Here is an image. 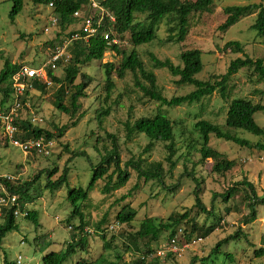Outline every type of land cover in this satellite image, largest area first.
<instances>
[{"label": "rangeland", "instance_id": "374dc122", "mask_svg": "<svg viewBox=\"0 0 264 264\" xmlns=\"http://www.w3.org/2000/svg\"><path fill=\"white\" fill-rule=\"evenodd\" d=\"M259 2H264V0H212L206 9L188 16L187 34L182 43H166L162 40L167 31V25L162 21L158 25L157 38L136 47L144 67L155 74L162 95L166 98L182 95L191 91L193 86L176 84L177 77L172 76L167 69L153 66L150 53L161 60L169 59L175 65H182L180 53L183 49L203 51L201 55L203 69L194 76L198 80L210 79L212 75L224 73L229 62L237 57L248 56L252 59H264V37L257 38L255 32L250 29L255 19L254 15L241 18L223 32L218 29V25L226 17L222 11L223 8ZM11 8L10 0H0V70L6 61L38 66L54 50L49 51L50 48L44 44L58 31L57 26L47 32L44 31V26L48 17L53 14V10L49 6L23 0V8L11 21L9 18ZM83 10L85 12L82 13H87L88 6L84 5ZM78 27L79 23L70 25L66 32ZM127 39L126 33L121 35L118 43L120 49L129 45ZM231 40L239 41L244 46L243 53L224 50V44ZM119 59L120 56L115 52L106 51L100 61L93 60L80 66V70L90 75L92 83L85 90L86 97L78 100L81 107L73 117L61 113L52 105L51 87L44 91L33 90L29 93L27 102L41 118V121L37 123L39 126L55 133L54 126H66L62 137L54 139L52 152L49 156L41 157L30 154L25 156L20 149L9 143L0 142V174L9 173L22 181L38 174L40 170L56 168L57 171L51 177V180H54L62 173L64 167L68 169V183L52 189L45 186V172L39 174L37 182L29 192L31 201H26V205L29 209L37 211V221L40 226L35 230L32 221L18 216V228L6 233L2 240L0 264H4V253L9 261L17 262V264H43V256L49 252H60L63 249L65 242L70 239L65 220L71 210L66 199L67 190L80 186L87 187L91 178L89 160L95 161L97 157L93 145L96 144L98 150L102 152L104 151L103 146L109 149L111 140L107 137V133L114 134L116 137L120 166L123 167L127 160L138 157L142 158L145 163L160 162L163 166L164 186L176 184L171 191L165 190L155 180L144 181L142 178H137L136 173L129 167L130 177L121 187L103 193L104 182L98 181L89 190L87 200L80 206L89 231L93 230L94 225L103 218L105 222L102 227L105 230L106 239L110 240L114 235L111 244L120 250L125 249L124 244L126 243V239L121 234L135 231L145 216L166 218L173 211L183 213L191 209L189 216L196 217L198 225L202 224L205 215L198 214L192 208L194 204L193 191L196 189L195 182L191 177L184 175L185 168L188 171L193 170L194 177L199 182L198 197L206 209L209 207L213 192L221 193L232 183L243 178L253 184L258 197L264 194V152L240 147L231 141L210 135L208 144L216 154L200 163L198 134L192 127L198 119H207L218 124L224 123L228 104L233 98H244L254 103L263 104L264 83L255 82L256 74H253L250 69H240L236 74L231 75L225 85L227 98L221 97L217 91H214L212 94L204 96L198 103L175 107L161 106L144 97L143 93L134 85L133 75L130 72H127L123 78H118L116 74H113L115 87L111 99H108L112 103L111 111L108 116L103 118L99 127L96 110L100 106L99 99L103 96L104 69L102 63L106 61L118 63ZM54 71L57 75H62L61 69L55 68ZM7 86H10L8 80L0 84V88ZM157 108L162 111V115H167L174 122L173 131L177 152L173 155L176 164L170 173L168 172V162L165 159L167 151L164 143L155 142L149 150L145 151L144 148L148 143L147 137L135 131L127 136L124 127L126 120L132 122L141 117L152 116L156 113ZM21 113L23 116L26 115L25 112ZM253 117L257 125L264 128V110L256 112ZM74 121L75 125L73 126L72 122ZM235 132L240 138L247 139L252 143L259 139L246 131L236 130ZM91 134L92 136H90ZM190 138H192L193 144L188 149L187 144ZM65 145L68 150L85 151L89 155V160L83 156L71 159L69 151L64 149ZM223 157L233 160L234 166L225 174L213 171L214 163ZM261 158L263 159L261 160ZM123 195L127 197L124 201H120L119 199ZM126 203L137 211L136 219L129 226L116 223L114 218L121 206ZM214 208L215 213L223 218L217 227L207 237L192 242L189 246L181 247L182 249L178 252L173 250L175 254L171 260L178 264H189L192 257L197 256L198 260L193 264H264V256L255 258L253 255V250L262 245L260 237L264 236V206L256 207L258 216L251 225L246 227L241 225L240 220L248 210L238 195L230 198L227 202H223L219 197L216 198ZM76 222L77 220H75ZM211 223H213L211 219H208L205 226L207 227ZM238 225L243 226L247 234L251 236L252 246L245 243V239L241 237L236 243H231L228 250L222 249L233 255V262L227 261L224 255L216 257L212 261L201 260L210 253L211 248L220 238L233 232ZM42 235L45 236L46 243L49 245L44 252H37L35 250L36 239L37 236ZM43 239L44 237L39 240ZM87 241V252L73 255L64 264H77L81 257L96 259L100 253L112 258L111 254L107 255L104 251L100 236H90ZM164 244L165 241L161 244L162 249L160 247L156 251L157 255L162 256L164 253ZM137 256L138 254L131 251H123L122 260L131 264ZM172 261H167V264H172Z\"/></svg>", "mask_w": 264, "mask_h": 264}, {"label": "trees", "instance_id": "16d2710c", "mask_svg": "<svg viewBox=\"0 0 264 264\" xmlns=\"http://www.w3.org/2000/svg\"><path fill=\"white\" fill-rule=\"evenodd\" d=\"M10 1L12 8L9 13V18L12 21L23 8V0ZM30 1L34 4L44 6H47L49 3L53 4V13L57 19L56 26L58 31L55 32L53 38H49L44 42V44L50 48L49 51L60 44L59 42L62 41L64 36H68L76 31L74 29L66 32L70 25L80 21V18L73 16V12L81 10V6L84 5L89 7L88 12L91 9L89 0ZM211 1L212 0H98L99 6L106 13L102 19V26L99 28L100 31L93 37H90L86 42H83V39L69 42L65 49L68 58L59 59L56 62V68L62 71L61 76L57 75L50 67L46 69L47 78L51 81L49 87H51L53 94V99L51 101L52 105L61 113L69 115V117L75 116L81 107L78 100L86 97L85 90L92 83L90 75L80 70V66L93 60L100 61L106 51L115 52L120 56V59L118 63L112 61L102 63L104 69V81L102 85L103 96L99 99L100 106L96 110V119L99 127L103 122V118L108 116L111 111L112 103H110L108 99H111V94L115 87L113 74H116L118 78H123L127 72H130L133 75L134 85L143 93L144 97L159 103L161 106L167 107L198 103L204 96H208L214 91H217L221 97L227 98L225 85L229 77L236 74L240 69H250L251 72L257 76L255 82L264 83L263 58L252 59L248 56L243 58L237 57L229 62L224 73L212 75L210 79L198 80L194 76L203 69V63L201 61L203 51L199 49H183L180 53L182 65H175L169 59L161 60L150 53L153 66L167 69L172 76L177 77L175 80L176 84L193 86L191 91L182 95L170 96L169 98L162 95L161 90L158 88L155 74L144 67L136 47L154 41V39L157 38L158 25L162 21L167 25L166 36H164L162 40L166 43H182L187 34L188 16L191 13L201 12L206 9ZM94 11L95 14L98 15L99 11L97 9ZM222 11L226 17L224 21L218 25V29L221 32L227 30L241 18L254 15L255 19L250 29L255 32L257 38L261 36L264 37V2L227 6L223 8ZM110 17H112L113 20H111ZM103 31H113L118 35L119 39L121 35L126 33L128 35L127 41L129 45L120 49L118 44L106 42L102 36ZM223 48L233 53H243L244 50V46L239 41L235 40L227 41ZM20 65L21 64L6 61L0 70V84L7 80ZM33 86L34 89L38 91L49 89L44 83L38 82L37 80L34 81ZM0 94L1 110L4 103H9L13 96L11 95L9 86L0 88ZM29 96V92H27L26 95L22 96L20 99L22 101L29 100ZM263 110L264 103H254L244 98H233L228 104L224 123H213L207 119H198L193 123L192 127L198 134L200 144V148L198 149L199 156H201L199 162L202 163L207 158L214 157L216 154L215 150L210 148L208 144L210 135L231 141L240 147L264 152V128L257 125L253 117L256 112ZM161 113L162 111L157 108L156 113L152 116L141 117L132 122L126 120L124 122V127L127 136H130L135 131L147 137L148 143L144 148L145 151L149 150L155 142L164 143V147L167 151L165 159L168 162V172L170 173L171 169L176 164L173 155L177 152L174 141V122L167 117V115H162ZM75 121L72 122L73 126L75 125ZM16 124L20 130L19 133L16 134V137H21L23 139L39 135H44L47 139H59L66 130V126H54L55 133L45 127L36 124L33 125L28 120H22L21 122H16ZM236 130L246 131L257 136L259 139L252 143L247 139L237 136ZM92 134L90 136H92ZM106 135L111 140V146L109 149L103 146L104 151L102 152L98 150L96 144L93 145L94 151L97 153L95 161L89 160V155L83 150H68L67 145L64 146V149L69 151L71 159L77 156H83L89 160L91 178L87 187L83 188L80 186L67 190L66 199L71 206V210L65 220L67 222L66 227L69 231L70 239L65 242L60 252H49L43 256V264H64V262L73 255L87 252L86 246L88 244V237L96 235L100 236L104 251L107 255L111 254L112 258H108L103 253H100L96 259L92 260L87 257H81L77 261V264H127L122 260L123 251H131L132 253L138 254V256L134 258L136 260H133L131 264H167V261H172L171 258H174L173 254L175 252L173 253L170 250L172 240H174L177 248H181L185 245L189 246L192 240L197 241L203 239V237H207L223 219L221 215L215 213L214 201L216 198L219 197L223 202H227L230 198L232 199L235 195H238L248 210L240 220L241 225L243 224L245 227L251 225L256 220L258 216L256 207L264 206V194L258 197L253 184L246 178H243L242 180L232 183L221 193L213 192L209 207L206 209L198 197L199 182L194 177L193 170L188 171L185 168L184 175L191 177L195 182L196 189L193 191L194 204L192 208L195 209L198 214L205 215L202 224L198 225L199 223L196 217L189 216L191 209L183 213L173 211L168 214L166 218L145 216L135 231L121 234V236L126 239V243L124 244L125 249L120 250L111 244L113 237H115L114 235H112V239H106L105 230L102 227L105 222L103 218L94 225L93 230L89 231L84 215L80 211L81 204L88 198L89 190L93 188L98 181L104 182L102 187L103 193H108L111 189L121 187L130 177V173L128 172L129 167L136 173L137 178H142L144 181L151 179L155 180L165 190L171 191L176 184L164 186L163 166L160 162L145 163L142 158L138 157L136 159H129L123 164V167L120 166L119 147L116 142V137L114 134L110 133ZM192 141V138H190L187 144L188 149H190L193 144ZM194 165L196 164L194 163ZM233 166V160L223 157L214 163L212 170L217 173L225 174ZM56 171V168H52L51 170H40L38 174L22 181L18 180V178L15 181L0 179L9 194L18 196L19 203L18 206H5L1 209L0 248L2 247V240L6 233L18 228V216L14 215L16 209L19 211L20 217L22 216L34 223L35 230L40 226L39 221H37V211L35 209H29L26 205V201H31L29 192L37 182L41 172H45L46 179H44L46 180V187L52 189L60 187L62 184H67V167L62 169V173L56 179L51 180L53 173ZM126 197V195H123L119 200L124 201ZM136 216V209L126 203L121 206L114 218L116 223L128 224L129 226L130 223L136 219ZM73 219L77 220V222L75 223ZM208 219H211L213 223L206 227L205 224ZM37 237L35 250L37 252H44L49 244L46 243L44 235ZM43 237L44 239L42 241L39 240ZM241 237L245 239V243L250 246L253 245L250 238L251 236L247 234L243 226L238 225L233 232L220 238L215 243L214 247L211 248L210 253L201 260L212 261L214 258L224 255L227 261L233 262V255L229 251L222 249L226 248L228 250L231 243H236ZM260 239L262 245H259L253 250L255 258L264 256V236H261ZM163 241H165L164 245L166 252L164 256H158L156 251L158 248L162 247L161 244ZM197 260V256H193L189 264H193ZM3 263L17 264V262L9 261L5 253L3 255ZM172 264L178 263L173 262Z\"/></svg>", "mask_w": 264, "mask_h": 264}, {"label": "built area", "instance_id": "2783aa9c", "mask_svg": "<svg viewBox=\"0 0 264 264\" xmlns=\"http://www.w3.org/2000/svg\"><path fill=\"white\" fill-rule=\"evenodd\" d=\"M89 5L91 9L88 13H82L85 12L83 10L84 6H81V10L73 12L74 17L80 18V21L78 22L79 27L70 35L64 36L62 41L59 42L60 44L53 48L54 50L46 60L41 62L38 66H31L23 63L7 79L9 81V87L13 98L9 103H4V106L0 110V142L9 143L10 145L20 149L25 156L28 154L41 157L49 156L52 152L54 140L47 139L44 135L28 137L25 139L16 137V134L20 131L16 122L28 120L33 125H38L37 123L41 121V118L37 116L34 109H32L30 104L27 102L28 99L22 101L20 98L26 95L27 92L30 93L35 90L33 86L35 80L44 83L47 87L51 85V81L47 78L46 69L47 67H50L54 70L56 68V62L59 59L68 58V54L65 52V49L69 42L77 39H83V42H86L90 37H93L100 31L99 28L102 26V19L106 13L99 6L98 2L94 0H91ZM47 6L51 7L53 10L52 3H49ZM95 9L99 11L98 15L95 14ZM110 19L113 20L112 17H110ZM56 24L57 19L53 13L48 17V21L44 26V31L47 32L50 29L55 28ZM102 36L108 43H119V37L113 31H103ZM27 110L29 111L28 115ZM21 112H25L26 115L23 116ZM0 179L15 181L17 177L9 173H3L0 174ZM18 205V196L15 194H9L3 182L0 180V214L2 207ZM14 215H20L17 209L14 211ZM186 246L188 245H185L184 247ZM160 249H162V247ZM170 250H177L174 240L171 241ZM164 254L165 249L162 255Z\"/></svg>", "mask_w": 264, "mask_h": 264}, {"label": "clouds", "instance_id": "9594fccd", "mask_svg": "<svg viewBox=\"0 0 264 264\" xmlns=\"http://www.w3.org/2000/svg\"><path fill=\"white\" fill-rule=\"evenodd\" d=\"M201 240V239H200ZM193 241V240H192ZM192 241H191V243H192ZM197 241H199V240H197ZM196 242V241H195ZM180 249H182V248H177V252L180 250ZM166 252V251H165ZM173 252V251H172ZM174 253V252H173ZM175 254V253H174ZM165 255V254H164ZM164 255H162V256H164ZM159 256V255H158ZM141 258H142V256H141Z\"/></svg>", "mask_w": 264, "mask_h": 264}]
</instances>
